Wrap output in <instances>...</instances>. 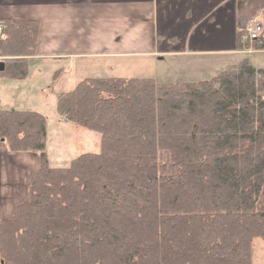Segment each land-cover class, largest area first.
I'll use <instances>...</instances> for the list:
<instances>
[{
    "label": "trees",
    "instance_id": "obj_1",
    "mask_svg": "<svg viewBox=\"0 0 264 264\" xmlns=\"http://www.w3.org/2000/svg\"><path fill=\"white\" fill-rule=\"evenodd\" d=\"M1 23L0 55L36 52L35 23ZM254 42L264 49V33ZM5 61L2 75L27 76L26 57ZM57 108L100 133L98 151L50 165L45 114L0 109V140L42 158L27 198L0 219L3 264H253L264 67L244 57L199 81L91 76Z\"/></svg>",
    "mask_w": 264,
    "mask_h": 264
},
{
    "label": "crops",
    "instance_id": "obj_2",
    "mask_svg": "<svg viewBox=\"0 0 264 264\" xmlns=\"http://www.w3.org/2000/svg\"><path fill=\"white\" fill-rule=\"evenodd\" d=\"M263 8L264 0H0V23L33 22L37 39L32 55H0L5 68L8 58L28 60L25 78L0 73V109L46 115L80 80L122 76L111 73L137 60L165 64L169 73L154 77L161 82L201 80L250 53L240 36ZM47 85L55 90L50 100ZM41 163L39 152L0 140V219L27 198Z\"/></svg>",
    "mask_w": 264,
    "mask_h": 264
},
{
    "label": "rangeland",
    "instance_id": "obj_3",
    "mask_svg": "<svg viewBox=\"0 0 264 264\" xmlns=\"http://www.w3.org/2000/svg\"><path fill=\"white\" fill-rule=\"evenodd\" d=\"M263 10L261 12L260 18H257L256 20H261L264 23ZM244 43L245 44L243 45L240 42V47L243 49V51H247V53H250L246 56L242 55L237 57V60L232 61L227 66L240 62L241 57L244 56L250 57L253 64H255L256 66L264 67V49H257L258 47L256 48L254 41ZM157 63V66L154 64L148 65L147 61L145 60H137L135 63H128L125 69L112 71L111 74L122 75L127 77H155L160 73H169L168 68L165 64H162L158 61ZM216 70L217 71H214L213 73L203 77V79L211 78L212 76L216 75L220 69L218 68ZM163 80H171V78L168 77ZM46 88H50L49 92L47 93V97L50 100L53 97L55 90L54 87L52 88L49 85H47ZM45 90L47 91V89ZM58 113V108H56L55 111L49 110V112H47L45 115L47 118L48 126V142L46 152L50 165L67 166L69 165L73 157H76L86 151L99 150L100 133L94 130H89L80 124L71 122L65 124L64 122H60V116L58 115ZM61 116V118L66 119L65 115ZM252 256L253 264H264V238L254 239V248ZM0 264H3V261H0Z\"/></svg>",
    "mask_w": 264,
    "mask_h": 264
},
{
    "label": "built area",
    "instance_id": "obj_4",
    "mask_svg": "<svg viewBox=\"0 0 264 264\" xmlns=\"http://www.w3.org/2000/svg\"><path fill=\"white\" fill-rule=\"evenodd\" d=\"M5 33V25L0 23V38ZM264 33V23L261 20H251L247 27L242 31V41L252 42Z\"/></svg>",
    "mask_w": 264,
    "mask_h": 264
},
{
    "label": "water",
    "instance_id": "obj_5",
    "mask_svg": "<svg viewBox=\"0 0 264 264\" xmlns=\"http://www.w3.org/2000/svg\"><path fill=\"white\" fill-rule=\"evenodd\" d=\"M4 70H5V62L0 61V71H4Z\"/></svg>",
    "mask_w": 264,
    "mask_h": 264
}]
</instances>
